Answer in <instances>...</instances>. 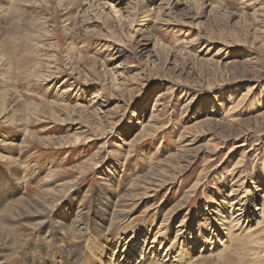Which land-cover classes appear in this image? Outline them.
Masks as SVG:
<instances>
[{
  "label": "rangeland",
  "instance_id": "1",
  "mask_svg": "<svg viewBox=\"0 0 264 264\" xmlns=\"http://www.w3.org/2000/svg\"><path fill=\"white\" fill-rule=\"evenodd\" d=\"M168 1L0 0V258L7 255V264H108V246L123 249L139 231L135 264L177 204L164 224L173 236L193 242L200 233L216 250L217 239L227 248L204 255L209 250L193 247L185 264H264V0H178L175 8ZM94 2L84 14L82 5ZM239 174L244 184L234 189L263 233L255 248L229 227L228 210L225 232L208 214ZM157 180L164 184L152 190ZM118 200L128 209L138 203L132 222L94 217L103 201ZM75 213L97 250L88 234L78 240L68 231Z\"/></svg>",
  "mask_w": 264,
  "mask_h": 264
},
{
  "label": "bare ground",
  "instance_id": "2",
  "mask_svg": "<svg viewBox=\"0 0 264 264\" xmlns=\"http://www.w3.org/2000/svg\"><path fill=\"white\" fill-rule=\"evenodd\" d=\"M12 2H19L21 0H11ZM155 0H151V3L152 5L154 4ZM92 2V1H91ZM173 2L174 5H173ZM171 2V0H169L168 2H166L165 4L171 6L173 5V8L176 7V5L179 3L178 0H175ZM97 4L96 2L94 3H89V6L87 7L85 4H83L82 6L86 7L85 10L83 11L84 14H87L88 12H91L92 10V7ZM68 6L70 5H63L62 3V7H64L65 10L68 9ZM98 7V6H97ZM172 7V6H171ZM82 9V8H81ZM91 10V11H89ZM65 21H68L67 19H65ZM69 36V35H68ZM71 36V35H70ZM0 57L1 58H5L4 54H0ZM63 93V92H62ZM245 94H243L242 96H244ZM163 95H159L158 98H163L162 97ZM5 100V99H4ZM3 100V101H4ZM94 103V102H93ZM49 105H53L54 106V103H51ZM2 108V107H1ZM66 110H69L70 108L65 106L64 107ZM232 110V109H231ZM2 112V111H1ZM230 117V116H229ZM258 117V116H257ZM262 118V117H261ZM6 119V118H5ZM234 119V118H233ZM263 120V119H262ZM235 121V120H234ZM237 122V121H236ZM199 125V124H198ZM148 126V125H147ZM198 127V126H197ZM147 127H143L142 128V132H144L146 130ZM146 132V131H145ZM77 142L79 141V138L78 137H75L74 139L70 140V142ZM66 142L70 143L69 140H67ZM180 151V150H179ZM182 151V150H181ZM242 158V157H241ZM237 162V164H234V169H236V167H240L241 166V161H243V159H241ZM20 160V159H19ZM189 163V162H188ZM180 165V164H179ZM181 166V165H180ZM181 171L182 168H179ZM173 178H175V174L172 175ZM240 177L242 178L241 174L238 175V177L235 175L234 177V180L232 181V185L230 187V192L229 194L225 197V198H222L223 200H219V204L221 205H218L217 208L215 209H212V213L211 212H208V214H210V223L211 221L212 222H215L216 224V228H218L220 231L224 230V232L227 230L225 228V218L223 216V213L225 212V209L228 210V213H230V222H231V226H234V227H237V228H240L242 229V234H239V235H242L244 238H247L248 240V244L250 245H253V247L255 248V245H259V240H260V237L259 236H255V234H261V233H258L257 231L260 229V227H256V228H252L250 223L251 222V219L250 217H253L255 215V213H253L254 211L251 212V210H249L250 208H248V205H249V202H245V195H239L241 193V190H237V189H234V187L236 188H240L243 186L244 184V181L242 179H240ZM151 180V179H150ZM158 183H155L153 185H151V187H155L156 189H152V190H157L158 188L162 187L164 183H161V180H157ZM163 181V180H162ZM165 181V180H164ZM146 185H149L148 183L145 184ZM200 177L197 178V180L191 185L190 188H188L187 190V193H186V200L191 197L192 194H188V193H194V191H196V189L200 186ZM144 186V187H145ZM146 188V187H145ZM132 188L130 187V190ZM44 194H47L49 195V192L48 191H44ZM55 197L54 198V201H56V203H58L59 201H57V196L54 195ZM128 196L132 199L135 198L136 195L134 194H131L129 193ZM144 198H146L145 196H140L138 198V201L139 200H143ZM133 200H131L130 202H132ZM124 202H122L121 200H118L114 205L113 204H108L106 202H102L101 206L98 207V210L96 214H94V217H97V218H107L108 220V223L109 224H113L115 222L116 219H118L119 221H123V222H127L128 224L130 222H132L131 218H130V213H132V210L135 206H137V202L134 203L130 209H128V207H126L127 205L126 204H122ZM213 202L210 201V204H212ZM17 206L18 208H22V207H27V203L25 201H23L22 199L18 200L17 201ZM57 204L54 206V204L52 205V208L56 207ZM180 204H177V206H173L169 209V215H168V218L170 217V215L175 212V211H178L179 210V207ZM224 209H222V207ZM222 209V210H221ZM259 210V209H258ZM261 212L259 214V218H262L264 220V205L261 204V208H260ZM204 211L206 212V209L204 208ZM222 211V212H221ZM76 214V217L73 218V221L72 223L70 224V226L67 227L68 231H70V233L73 235V237L75 239H81V237H84V235L88 234V238L90 239V244H89V247L90 245L92 247H90L91 249H93V247H95V249L97 250L98 247L95 246L94 242L96 243V239L94 238V236H92L89 232L86 231V228H85V224L83 223V219L81 218V215L80 213H75ZM118 215V216H117ZM119 217V218H118ZM221 218L218 222H216L218 220V218ZM84 218V217H83ZM168 218H166L165 220L161 221L160 220V223L158 225V227H156V230L154 231L153 233V236H152V239L149 240L148 243H145V245L143 246V249L141 251V254H139V258L140 260H137L135 262V264H152V263H155L157 261H160L159 263L160 264H185V260H187V262H191L192 258H194V255L193 256V247H203L202 251H207L209 250V252H206L204 253V255H213V253L217 254V252H221L219 250H223L225 251V246H224V242L221 240H224V239H217V242L219 245H221L220 248H218V250H216V247H211L212 244L214 243L213 242V238H209V237H205L204 235H200L199 233V237L194 239L193 242L191 241H185L184 240V237H187V236H182L180 233H178V231L175 232V235L173 236V233L172 231L169 229V224H166L164 225L165 223L168 222ZM250 218V219H249ZM125 220V221H124ZM205 221V219H203ZM101 221V220H100ZM264 222V221H263ZM45 223V222H44ZM43 223V225H44ZM90 223H91V220H90ZM154 223V221H153ZM152 223V224H153ZM252 223V222H251ZM261 223V221H257V226H259V224ZM42 224V221L41 223ZM92 224H94V222H92ZM108 224V225H109ZM36 226V225H35ZM82 226V227H81ZM264 226V225H263ZM179 228L182 229L183 227V224H179L178 225ZM201 227V226H200ZM200 227L198 229V232L200 231ZM92 228V227H91ZM259 228V229H258ZM110 227L107 229L106 227V231L109 230ZM85 230V231H84ZM93 231V230H92ZM104 232V236L107 237V235L110 233V232ZM184 231V229H183ZM215 231V230H213ZM63 232V231H62ZM138 232L137 234L135 233H132L130 235V238L131 236L133 237L132 240L129 241V239H126L125 238V233H124V229H121L120 232V235L118 233L119 236H117V240L118 241H125V247L123 249H121V242H116V243H112L110 244V246H108L110 249L109 251H111L112 248H114V250L112 252H110V255L107 257L110 259H112V261L110 263H108V261H106V263L108 264H129V261L131 259H133L135 257V254H132V250L134 249L133 245L135 243H138V235H139V231H136ZM180 232V231H179ZM185 232V231H184ZM184 232H181V233H184ZM250 232V233H249ZM144 233V234H143ZM253 233V234H252ZM142 237L144 238V240H146V238L149 237V234L147 232H142ZM223 234V233H222ZM252 234V235H251ZM263 234V233H262ZM1 236V235H0ZM71 236V235H70ZM174 237L172 238L173 240L172 241H169L168 239L170 237ZM219 236V235H218ZM225 236H227L225 234ZM110 237V236H109ZM216 237V236H215ZM240 237V236H239ZM64 238V237H63ZM72 238V237H71ZM129 238V236H128ZM101 239H103L101 237ZM109 239V238H107ZM120 239V240H119ZM227 238H225L226 240ZM242 239V237H241ZM88 240V239H87ZM240 240V239H239ZM234 241V240H233ZM89 242V240H88ZM229 241L226 240V243H228ZM232 242V241H231ZM243 242V240H242ZM247 242V241H246ZM259 243V244H258ZM209 245V247H207ZM152 245V246H151ZM185 245H191V248L188 250V252H185ZM264 245V244H263ZM262 245V246H263ZM177 246H181L179 249L180 250H176L175 251V248ZM52 247V246H51ZM230 247V246H229ZM228 247V248H229ZM252 247V246H251ZM142 248V247H141ZM75 249V248H74ZM127 249L130 250V252L126 251ZM182 249V251H181ZM201 250V249H200ZM263 250V249H262ZM213 251V252H212ZM249 251V250H248ZM107 251H105V249H101L99 250L98 253H100L98 259H99V262L101 263L102 261L104 260H107L106 258V253ZM109 253V252H108ZM174 253V254H173ZM83 254V253H82ZM203 255V253L201 252L200 255ZM145 255V256H144ZM198 256V255H197ZM199 258L202 259L201 256H198ZM197 258V257H196ZM76 260V259H75ZM193 261V260H192ZM8 262V259H7V255H4L0 258V264H7ZM122 262V263H121Z\"/></svg>",
  "mask_w": 264,
  "mask_h": 264
}]
</instances>
